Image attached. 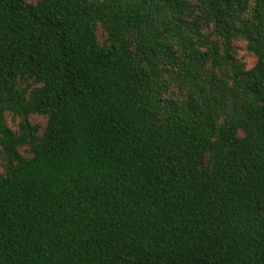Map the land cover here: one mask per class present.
I'll list each match as a JSON object with an SVG mask.
<instances>
[{
  "label": "trees",
  "instance_id": "16d2710c",
  "mask_svg": "<svg viewBox=\"0 0 264 264\" xmlns=\"http://www.w3.org/2000/svg\"><path fill=\"white\" fill-rule=\"evenodd\" d=\"M0 164V264H264V0H0Z\"/></svg>",
  "mask_w": 264,
  "mask_h": 264
},
{
  "label": "rangeland",
  "instance_id": "374dc122",
  "mask_svg": "<svg viewBox=\"0 0 264 264\" xmlns=\"http://www.w3.org/2000/svg\"><path fill=\"white\" fill-rule=\"evenodd\" d=\"M237 47H238V56L245 61L247 66H251L254 63V58L251 54H249L244 47V44L242 41L237 42ZM7 122L9 125H11L13 128L17 126V117H13L10 114H6ZM32 123H38L40 125L44 124L45 119L40 116H32L30 118ZM0 169H1V164H0Z\"/></svg>",
  "mask_w": 264,
  "mask_h": 264
}]
</instances>
